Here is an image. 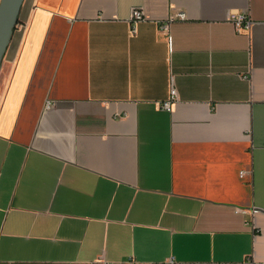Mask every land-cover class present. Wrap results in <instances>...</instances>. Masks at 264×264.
<instances>
[{"label":"crops","instance_id":"crops-1","mask_svg":"<svg viewBox=\"0 0 264 264\" xmlns=\"http://www.w3.org/2000/svg\"><path fill=\"white\" fill-rule=\"evenodd\" d=\"M98 258L264 263V0H23L0 69V264Z\"/></svg>","mask_w":264,"mask_h":264},{"label":"built area","instance_id":"built-area-1","mask_svg":"<svg viewBox=\"0 0 264 264\" xmlns=\"http://www.w3.org/2000/svg\"><path fill=\"white\" fill-rule=\"evenodd\" d=\"M176 16L179 18H182V19H184L186 17L185 13L183 11L178 12L176 14ZM143 18H144L143 9L141 7H138V6H134L131 9V15L129 18V21L131 22V29L133 32L136 31L135 22H137ZM229 20L233 23V25L237 31H241L243 29H250L252 24H253V20L245 12H240L237 10H231L229 12ZM168 26H169V21L167 23H163L161 25V28H162V30H165V29H168ZM176 98H177V90L174 86H172L171 90H170L169 97L163 102V107L165 109L169 110L171 108L173 101ZM55 104H56L55 100H47L45 107L49 108V107L55 106ZM241 175H243V172H241ZM170 261H172V259ZM88 264H113V262L110 260L103 259V258H98V259H95L91 262H88ZM262 264H264V263H262Z\"/></svg>","mask_w":264,"mask_h":264},{"label":"water","instance_id":"water-1","mask_svg":"<svg viewBox=\"0 0 264 264\" xmlns=\"http://www.w3.org/2000/svg\"><path fill=\"white\" fill-rule=\"evenodd\" d=\"M23 0H0V69L18 23Z\"/></svg>","mask_w":264,"mask_h":264}]
</instances>
